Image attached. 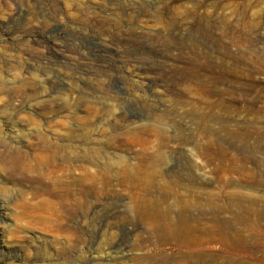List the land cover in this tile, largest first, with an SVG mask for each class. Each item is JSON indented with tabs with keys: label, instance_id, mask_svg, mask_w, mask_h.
<instances>
[{
	"label": "rangeland",
	"instance_id": "rangeland-1",
	"mask_svg": "<svg viewBox=\"0 0 264 264\" xmlns=\"http://www.w3.org/2000/svg\"><path fill=\"white\" fill-rule=\"evenodd\" d=\"M242 1L259 2L250 10V14L257 10L260 13L259 19L249 20L255 32L240 25L241 16L236 10L243 5ZM181 3L186 7L201 3L221 5L215 16L227 18L232 36L240 42L230 44L225 66L193 69L183 61L177 63V67L170 64L158 70L153 68L158 66L160 52H163L158 38L166 32L163 20L159 19L167 22L177 18L181 22L183 16L179 10L176 12ZM182 34L190 39L193 37L185 27ZM212 38L217 44L221 41L217 30H213ZM197 41L199 51L196 55L182 53L181 57L174 47L171 55H164L201 58L207 48L202 47L205 44L201 40ZM211 47L209 57L220 61L219 47L214 44ZM242 57L253 64L242 61ZM140 58H149L148 69L141 67ZM263 58L264 0H0V130L12 145L25 143L34 132V126L28 124L32 120L38 130L54 142L53 138L63 136L68 127L78 125L88 114L87 106L91 105L109 115L104 120L110 121L108 126L123 128L111 120L112 117L134 121L128 124L144 130L151 149L158 147L164 136L171 137L168 155L172 163L168 166L183 169L176 163L182 162L187 150L206 144L196 116L215 115L222 117V121L228 120L226 132L246 134L250 142L237 144L226 139L223 133L218 139L215 135L219 125L214 124L210 125L213 147L218 142L226 153L237 155L239 161L246 151L245 146H257L262 149L264 158V67L256 66L257 60L264 61ZM205 74L216 82L209 83L212 94L206 102L193 79H181ZM243 85L251 88L242 89ZM17 92L22 94V99L16 97L12 106L7 105V99ZM219 100L224 101L223 105L212 107L211 103ZM42 102L46 105L38 106ZM242 122L256 123V127L242 128ZM102 144V159L98 164L90 166L76 162L75 165L99 175L115 171L117 158L129 157L127 152L120 153ZM198 160L202 178L211 182L209 188L200 185V191L218 192L220 186L215 175L212 176L213 165L206 163L200 153ZM4 168V160L0 157V264H87L93 249L102 257L107 254L104 260L111 259L107 245L116 243L122 234L128 237L131 246L147 237L145 227L138 221L122 230L112 225L108 228L109 236L99 235L88 222L79 221L69 223L61 232L44 231L16 208L19 187L6 179ZM256 186L264 194V179L249 189L254 190ZM113 199L129 202L128 196ZM224 215L219 218L225 220L231 216ZM237 226L246 235L258 237L261 247L235 251L214 243V255L218 259L221 257L219 264H229L226 259L230 258L233 260L230 264H264V217L254 226ZM68 229L82 240L67 237L70 236Z\"/></svg>",
	"mask_w": 264,
	"mask_h": 264
},
{
	"label": "bare ground",
	"instance_id": "bare-ground-1",
	"mask_svg": "<svg viewBox=\"0 0 264 264\" xmlns=\"http://www.w3.org/2000/svg\"><path fill=\"white\" fill-rule=\"evenodd\" d=\"M242 3L243 5L236 10L241 16L240 25L245 30L255 32L256 28L250 27L249 20L259 19L260 13L257 10L250 14V10L259 2ZM209 7H212L211 11L208 10ZM220 7V4L204 3L186 7L181 3L176 9V12L179 10L183 16L181 22L177 18L167 22L160 18V22L162 20L164 22L166 32L162 33L158 42L159 47L164 50L161 48L163 51L160 52L161 61L153 68L158 70L170 64L177 67V63L183 61L186 66L193 69L225 66L228 62L230 44L240 42L232 36L227 18L215 16ZM183 27L192 32V39L182 34ZM213 30H217L220 35L221 41L218 44L212 38ZM197 40H201L205 44L202 47L207 48L204 56L181 59L182 53L188 56L199 51ZM212 44L219 47L222 57L218 62L209 57ZM172 47L181 57L178 55L170 57ZM169 53V56L164 55ZM240 59L249 62L244 57ZM140 60L141 67L148 69L149 58ZM257 61L258 68L264 67V61L260 59ZM181 79H193L203 93L204 102L212 94L209 83H216L209 74ZM250 88V85L242 86V89ZM16 97L22 99V94L15 93V96L7 99L6 104L12 106ZM223 103L224 101L219 100L211 104L214 107L217 104L222 106ZM44 105L46 102L38 104L40 107ZM87 107V116L80 119V123L75 127H68L63 136L53 138L54 142L51 137L38 130V126L32 120H29L28 124L34 126V132L25 143L12 145L0 130V157L4 160V173L8 181L19 187L15 196L16 208L26 216V219L48 232L66 230V226L73 221L88 222L99 235L105 236L110 235H107L108 228L110 229L112 225L122 230L125 226L138 221L145 227L147 237L140 239L136 237L138 240L131 246L128 237L125 238L122 234L116 243L107 245L106 251H109L111 259L104 260L107 254L103 255V259L97 250L93 249L91 253L93 256L87 264H219L218 260L221 257L218 259L214 255L216 252L214 243L235 251L257 250L261 245L260 239L246 235L237 225L254 226L264 217V194L258 190V186L254 190L249 189L264 179L262 149L257 146H245L246 151L238 161L237 155L235 157L231 155L232 152L226 153L218 142L213 147L215 142L212 143L210 125H219V131H216L215 135L218 139L219 134L223 133L226 139L237 144L246 145L250 142H247L246 134H238L239 132L236 133L234 130L226 132L228 120L222 121L220 116L197 115L196 119L201 126L200 134L206 144L202 148L193 147L187 150L182 162L176 163L183 169L177 166L169 168L168 144L172 140L171 137L164 136L158 147L151 149L144 130L131 128L128 124H133L134 121L125 117H112L111 120L123 125V128L108 126L107 123L110 121L104 120L109 115L101 113L91 105ZM241 127H256V123L242 122ZM102 143L114 151L127 152L129 157L117 158L115 171L111 173L105 171L99 175L81 165H75L76 162L90 166L98 164L102 159L100 149ZM199 153L205 158L206 163L213 165L212 176L215 175V181L220 186L218 192L200 191L202 187L200 185L209 188L211 182L202 178ZM119 196H128L129 202L123 203L113 199ZM226 213L231 216L221 220L219 216L225 217ZM67 231L70 235L67 237L82 240L72 229ZM99 258L105 262H102V259L97 260ZM232 261L231 258L226 259L229 264L233 263Z\"/></svg>",
	"mask_w": 264,
	"mask_h": 264
}]
</instances>
